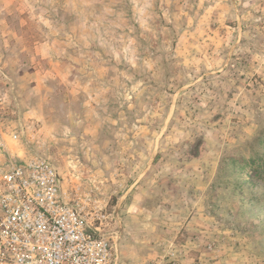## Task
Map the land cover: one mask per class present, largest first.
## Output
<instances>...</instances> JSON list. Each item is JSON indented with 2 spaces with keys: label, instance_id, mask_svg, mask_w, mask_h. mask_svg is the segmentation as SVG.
<instances>
[{
  "label": "rangeland",
  "instance_id": "obj_1",
  "mask_svg": "<svg viewBox=\"0 0 264 264\" xmlns=\"http://www.w3.org/2000/svg\"><path fill=\"white\" fill-rule=\"evenodd\" d=\"M0 128L118 264H264V0H0Z\"/></svg>",
  "mask_w": 264,
  "mask_h": 264
},
{
  "label": "built area",
  "instance_id": "obj_2",
  "mask_svg": "<svg viewBox=\"0 0 264 264\" xmlns=\"http://www.w3.org/2000/svg\"><path fill=\"white\" fill-rule=\"evenodd\" d=\"M107 220L67 199L49 163L11 155L0 128V264H118Z\"/></svg>",
  "mask_w": 264,
  "mask_h": 264
}]
</instances>
